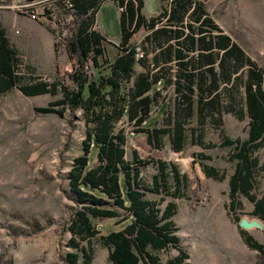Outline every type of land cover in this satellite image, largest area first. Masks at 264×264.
<instances>
[{
    "label": "trees",
    "instance_id": "trees-1",
    "mask_svg": "<svg viewBox=\"0 0 264 264\" xmlns=\"http://www.w3.org/2000/svg\"><path fill=\"white\" fill-rule=\"evenodd\" d=\"M107 1L118 14L111 61L104 57V36L94 29ZM158 1L150 17L142 13L143 0H68L70 7L65 0L55 2L57 24L68 33L64 47L72 66L65 78L52 81L28 67L21 70L22 57L0 24V95L13 90L24 97L58 95L33 112L57 118L78 112L82 121L80 155L71 159L65 175L66 196L73 204L65 228L66 264H91L94 241L106 249L109 264H188L173 221V200L187 198L188 180L172 162H141L134 154L127 159L119 123L156 150L165 145L173 153L188 146L224 149L232 166L226 215L237 224L243 198L251 204L249 215L264 225V192H256L264 176V70L217 26L200 0ZM139 31L143 36L132 43ZM156 108H162L160 119L145 127ZM226 115L246 120L244 138L225 134ZM207 131L216 132L219 142L206 143ZM194 157L205 177L224 179L223 172L204 165L210 156ZM147 166L149 181L142 174ZM105 219L124 225L100 234L93 220ZM41 229L34 224L32 231ZM238 233L257 253L254 264H264V242L239 228Z\"/></svg>",
    "mask_w": 264,
    "mask_h": 264
},
{
    "label": "rangeland",
    "instance_id": "rangeland-1",
    "mask_svg": "<svg viewBox=\"0 0 264 264\" xmlns=\"http://www.w3.org/2000/svg\"><path fill=\"white\" fill-rule=\"evenodd\" d=\"M36 1V0H35ZM48 0L45 18L30 20L21 13L26 0H0V24L15 31L12 43L21 55V70L28 67L43 80L66 77L72 61L65 53L68 33L57 24L59 7ZM213 21L230 35L246 54L264 70V0H200ZM30 3V2H29ZM40 6L34 8L39 11ZM55 7V8H54ZM158 0H143L142 13L146 17L157 13ZM58 10H55V9ZM118 14L107 1L95 16L94 29L105 39L104 57L111 61L116 54ZM143 32L136 33L131 42L137 44ZM139 71L136 68V72ZM56 96L24 97L16 90L0 95V264H66L64 255L68 233L66 224L73 204L66 196L65 175L72 158L80 155L83 125L80 115L65 112L63 118L40 115L33 108L44 107ZM162 109V108H161ZM161 109H154L144 124L151 127L161 117ZM246 120L223 118V130L231 138H244ZM124 129L127 159L134 154L141 162L163 160L177 166L188 180L187 198L173 200L176 213L173 221L177 236L188 254V264H254L257 253L247 248L238 233L237 224L226 215L227 178L231 164L222 148L203 150L188 146L173 153L165 145L156 150L146 144L141 135L119 123ZM206 143L219 142L218 134L205 133ZM210 156L204 165L225 174L222 181L205 177L194 154ZM149 181L152 169H142ZM256 192H264V176L258 179ZM149 200L157 197L147 195ZM237 211L240 220L256 222L259 226L243 230L256 242H264V225L249 215L251 204L241 198ZM164 202L160 205L162 207ZM34 224L41 231H32ZM100 234L120 230L124 224L113 220H93ZM91 264H109L107 251L92 243ZM173 251L169 252L172 256ZM164 257V256H163Z\"/></svg>",
    "mask_w": 264,
    "mask_h": 264
},
{
    "label": "built area",
    "instance_id": "built-area-1",
    "mask_svg": "<svg viewBox=\"0 0 264 264\" xmlns=\"http://www.w3.org/2000/svg\"><path fill=\"white\" fill-rule=\"evenodd\" d=\"M46 1H48V0H36V1L31 0V1H28V3L20 6L22 8L21 13L23 15H25L26 17H28L30 20H37L38 18H43V17L45 18V15H43V12L49 13L48 8L50 7V6L46 5ZM64 4L66 7H70L68 0H65ZM35 6H37V7L40 6L39 11H38V9L34 8ZM65 20L67 21V20H69V18H66ZM14 33H16V32H14Z\"/></svg>",
    "mask_w": 264,
    "mask_h": 264
},
{
    "label": "water",
    "instance_id": "water-1",
    "mask_svg": "<svg viewBox=\"0 0 264 264\" xmlns=\"http://www.w3.org/2000/svg\"><path fill=\"white\" fill-rule=\"evenodd\" d=\"M237 226L241 230H248L252 227H258L259 225L254 221L248 223L245 220H240V221H238Z\"/></svg>",
    "mask_w": 264,
    "mask_h": 264
},
{
    "label": "crops",
    "instance_id": "crops-1",
    "mask_svg": "<svg viewBox=\"0 0 264 264\" xmlns=\"http://www.w3.org/2000/svg\"><path fill=\"white\" fill-rule=\"evenodd\" d=\"M4 30H5L6 37L8 38L9 42L17 49V51H19V49L12 43L13 34L15 31L14 32L12 30L7 31L5 28H4Z\"/></svg>",
    "mask_w": 264,
    "mask_h": 264
}]
</instances>
